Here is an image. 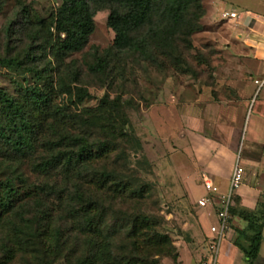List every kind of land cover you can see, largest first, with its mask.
<instances>
[{"label":"rangeland","instance_id":"obj_1","mask_svg":"<svg viewBox=\"0 0 264 264\" xmlns=\"http://www.w3.org/2000/svg\"><path fill=\"white\" fill-rule=\"evenodd\" d=\"M200 4L199 28L188 42L177 41L173 61L161 57L156 67L137 55L111 49L114 33L108 26L106 11L95 14L94 31L85 48L58 63L42 37L47 35V25L61 0H0V59H24L26 67L40 71L47 68L45 78L57 92L55 104L67 107L70 116L88 110L92 114L86 117L91 119L103 98L110 102L119 99L126 110L130 130L139 141L136 147L118 141L105 157L97 160L93 168L110 176L106 187L97 189L85 183L88 193L107 209L106 226L97 236L100 248L94 264L99 261L130 264L134 263L132 259L136 264H181L182 252L195 259L203 239L196 201L204 190L196 189L193 196L192 186L203 187L202 171L211 164L212 157L210 143L199 138L195 128L202 126V135L216 140L217 130L219 133L222 130L216 114L248 113L241 144L244 147L250 144L251 122L259 101L264 100V88L253 102L250 95V84L257 75L253 66L264 62V23L253 17L264 14V0H200ZM231 12L238 17L228 19L227 13ZM193 14H197L194 9L190 11L192 19ZM38 21H44L46 27L37 37ZM99 59L104 68L91 70ZM175 61L185 67L177 68ZM34 82L29 74L23 77L18 70L0 66V89L11 95H18V85ZM69 85L71 96L61 94L60 89ZM76 89L88 93V98L77 106L71 102L76 98ZM190 113L193 128L189 123ZM210 121L215 122L213 127ZM74 124L79 135L89 136L97 143L106 140L99 128H84L79 117L71 125ZM40 138L41 135L37 141ZM33 149L23 159L7 156V150L0 149V177H20L22 189L43 183L60 186L64 179L61 171L49 177L32 171V164L44 156L40 145H34ZM122 183L128 186L123 192ZM116 187L121 191H115ZM140 189L139 195L136 191ZM60 205L55 201L46 205L47 210L54 209L50 213L47 244L43 246L36 240L33 247L16 246L12 264H68L67 261L82 254L79 243L82 238L77 240L75 236L76 219L68 216L64 203ZM144 217L149 220L146 230L141 225ZM131 225L139 230L137 236H132ZM56 230L62 234L57 243ZM156 233L166 235L167 243L149 253L141 244ZM134 241L138 243L135 250Z\"/></svg>","mask_w":264,"mask_h":264},{"label":"trees","instance_id":"obj_2","mask_svg":"<svg viewBox=\"0 0 264 264\" xmlns=\"http://www.w3.org/2000/svg\"><path fill=\"white\" fill-rule=\"evenodd\" d=\"M192 9L197 11L192 15L193 19L190 15ZM201 10L200 0H61L47 25V35L42 38L49 45L53 59L61 63L85 48L94 31L95 14L106 11L108 26L114 33L111 49L117 53L137 55L143 62L157 67L161 57L172 59L173 52L178 49L177 41H189L190 35L199 28L197 22L202 16ZM36 25L39 29L35 36L38 37L46 26L44 21H38ZM27 58H31L29 54ZM103 64L99 59L91 70L100 71ZM174 64L178 65L177 68L185 67L182 62L175 61ZM0 66L18 70L23 77L29 74L35 80L32 84L18 85V95L0 89V149L5 148L7 156L23 159L38 144L44 156L32 164V171L43 177H49L56 171L64 175L60 186L43 183L24 189L20 177H0V264L13 263L16 246L22 249L33 247L32 242L36 240H40L43 246L47 244V228L52 219L50 213L54 210L52 207L47 210L46 205L50 201L65 204L68 216L76 219V239L82 238L79 241L82 254L73 261H67L68 264H94L100 248L97 236L106 226L107 209L88 193L85 183L97 189L106 187L110 176L93 168L97 160L105 157L118 141L133 147L139 145L130 130L126 110L119 99L110 102L105 97L93 110L95 116L92 115L91 119L86 117L92 114L88 110L70 116L67 107L55 104L57 92L53 83L45 78L47 68L41 71L29 68L24 66V59L20 61L13 57L0 59ZM76 91V98L71 101L75 106L88 98L87 91ZM60 93L71 96V86L62 87ZM108 107L111 111L107 110ZM77 117L84 128H99L106 140L97 143L89 136L76 133L75 124H71ZM39 135L42 136L41 141H37ZM120 188L116 187L115 191L123 192L128 186L122 183ZM141 192L142 189L136 191L139 195ZM148 221L145 217L141 220L145 230ZM130 227L132 236H137L139 230L136 226ZM261 228L262 223L251 221L248 226L251 233L249 246L245 248L237 243L247 264H253L259 252ZM60 231H55L56 243L61 239ZM143 236L141 233L140 237ZM167 238L156 233L143 239L141 246L148 252L160 250L167 243ZM48 248L43 251L44 256ZM132 248H138L136 241ZM132 260L134 263L130 264H136L135 259ZM99 264L111 263L99 261Z\"/></svg>","mask_w":264,"mask_h":264},{"label":"crops","instance_id":"obj_3","mask_svg":"<svg viewBox=\"0 0 264 264\" xmlns=\"http://www.w3.org/2000/svg\"><path fill=\"white\" fill-rule=\"evenodd\" d=\"M253 17L261 19L262 23H264V14L262 16L253 14ZM252 21L256 22L253 19ZM253 70L257 72V75L256 73L254 75V80H259L264 75V62H258L257 65L253 66ZM254 80L250 84V95L253 96L252 102L259 97L262 91L260 90L256 94L257 87L254 84ZM247 115L248 113L216 114V121L219 124V128L222 129L221 133L217 130L216 135H218V138L216 140L203 136L202 126L200 129L195 128L197 131L196 135L202 140L209 142L210 149H212L211 164L204 167L202 171L203 181L204 179L210 180L217 188L218 195L227 194L231 174L236 163L243 171L242 184L232 197L229 232L220 243L216 264H247L246 257L237 246V243L245 248L249 246L248 238L251 233L248 231V226L254 220L262 223V228L259 252L253 264H264V100L261 99L257 105V113H254V119L251 122L253 124V136L250 144L244 147L241 144L243 139L241 135ZM189 119L190 127L193 128L192 113H190ZM206 124L207 121L204 125L206 126ZM209 124L213 127L215 122L210 121ZM222 134L223 138H219ZM238 146L240 148L237 153ZM199 188L204 190V187L192 186L193 196L196 193V189ZM203 195V197L199 196V199L194 198L198 200L204 198L206 196L205 190ZM197 208L200 210L198 220L203 234L202 247L195 259L189 253H180L181 264L201 263L206 255V239L211 237L209 228L216 226L218 222L213 204H209L205 208H199L198 206Z\"/></svg>","mask_w":264,"mask_h":264},{"label":"built area","instance_id":"obj_4","mask_svg":"<svg viewBox=\"0 0 264 264\" xmlns=\"http://www.w3.org/2000/svg\"><path fill=\"white\" fill-rule=\"evenodd\" d=\"M227 16L231 20L238 17L234 12L227 13ZM254 84L257 87V94L264 87V75L259 80H254ZM242 175L243 171L236 163L231 174L229 190L227 194L221 196L218 195L217 188L210 180L204 179L203 181L206 196L197 201V206L205 208L207 205L213 204L218 222L216 226L209 228L211 237L206 239V255L200 264H216L220 243L229 232L232 197L242 184Z\"/></svg>","mask_w":264,"mask_h":264}]
</instances>
